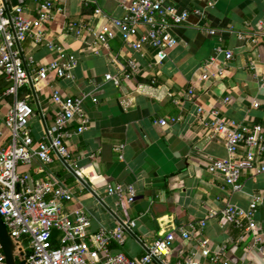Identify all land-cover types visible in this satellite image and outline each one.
<instances>
[{
	"label": "crops",
	"instance_id": "obj_1",
	"mask_svg": "<svg viewBox=\"0 0 264 264\" xmlns=\"http://www.w3.org/2000/svg\"><path fill=\"white\" fill-rule=\"evenodd\" d=\"M41 1L22 0L25 13L33 14ZM121 1L60 0V10L46 32L57 48L75 56L73 77L49 74L20 90L33 109L30 128L35 140L44 139L54 122V89L64 97H78L89 119L82 132H76L77 118L68 128L65 143L71 158L53 154L46 167L74 191L64 211L79 210L88 219V232L113 228L125 212L135 226L125 233L119 248L138 258L176 226L201 219L209 210L218 212L226 204L247 209L258 196L261 201L253 219L264 238V172L245 171L241 190L231 192L222 175L209 172L206 165L208 158H223L225 148L197 121L198 108L204 115L218 108L223 118L264 126V0H165L189 15L186 22L172 27L177 43L161 64L155 63L153 48L137 52L122 43L113 23L124 13ZM78 22L87 26L80 35L66 30L68 23ZM103 28L114 36L107 48L98 46L94 53V33ZM19 46L26 67L45 64L56 54L55 48L29 38ZM225 50L231 51V59L225 58ZM129 58L138 66L133 76H121L118 85L105 80V74H118ZM5 86L0 70V90ZM225 96L227 102L222 101ZM11 102L9 96L0 99V146L10 140L3 119ZM160 119L168 124L160 125ZM37 165L34 161L28 169L34 178L41 176ZM74 169L90 180L76 176ZM117 182L133 187L132 202L124 199L122 206L106 193L105 184ZM241 234L228 222L209 220L201 236L217 258L211 261L198 254L197 264H264V254L251 246L249 236L240 240ZM194 250L198 252L195 239L177 237L169 253L151 264H178ZM93 256L92 264H100L99 253Z\"/></svg>",
	"mask_w": 264,
	"mask_h": 264
},
{
	"label": "built area",
	"instance_id": "obj_2",
	"mask_svg": "<svg viewBox=\"0 0 264 264\" xmlns=\"http://www.w3.org/2000/svg\"><path fill=\"white\" fill-rule=\"evenodd\" d=\"M18 1L12 4V0H0V70L6 82L0 90V99L12 98L3 119L10 140L0 146V218L14 242L17 260L22 264H92L93 255L98 252L100 264H151L154 259L166 256L178 237L195 239L198 249L178 264H197L198 254L215 261L216 254L210 250L207 238L201 236L208 221L214 218L241 229L240 240L249 236L251 246L264 254V238L253 219L261 201L258 196L252 198L247 209L226 204L218 212L209 210L201 219L176 226L156 239L138 258L129 257L119 248L123 246L125 233L135 226V220L125 212L113 228L101 227L88 232V219L79 210L64 211V204L73 198L74 191L63 179L46 171V167L53 161V154L64 160L71 158L65 143L68 128L77 118L76 132H82L89 119L83 114L78 97H64L54 89L51 92V99L57 106L54 122L46 129L44 139L35 140L30 128L33 109L28 95H21L20 90L25 85L45 80L49 74L72 78L76 58L57 48L47 37L46 28L60 10V0L38 2L33 14H26L22 0ZM121 4L124 13L113 19V23L120 30L122 43L137 52L146 46L153 48L155 63L161 64L177 43L172 27L186 22L189 13L178 11L165 0H123ZM195 12L200 13V10ZM95 13H100V9L96 8ZM84 29L87 26L83 22L66 25V30L75 35H80ZM113 36L107 28L95 32L92 42L94 53H98V46L107 48L108 40ZM27 38L34 44L55 48V57L40 66L26 67L19 44ZM224 56L231 59V51L225 50ZM137 71V64L129 58L118 74H105L104 78L118 85L121 76L127 79ZM228 99L225 96L222 101L227 102ZM252 105L257 106V103ZM198 112L201 114L198 123L212 138L220 141L226 151L223 158L207 159L209 172L222 175L231 192L241 190L240 177L245 171L264 172L263 125L223 118L218 108H211L207 115L202 108H198ZM175 120L171 118L172 122ZM159 124L165 126L168 122L160 119ZM115 150L120 153L121 146ZM119 157H122L121 153ZM34 161L38 164L37 172L41 174L36 178L28 171ZM74 173L81 179L90 180L87 175L82 176L79 169H74ZM105 189L122 206L124 199L130 203L135 198L130 184L106 183ZM113 246L118 249L112 250ZM0 264H4L1 246Z\"/></svg>",
	"mask_w": 264,
	"mask_h": 264
},
{
	"label": "water",
	"instance_id": "obj_3",
	"mask_svg": "<svg viewBox=\"0 0 264 264\" xmlns=\"http://www.w3.org/2000/svg\"><path fill=\"white\" fill-rule=\"evenodd\" d=\"M0 246L4 253V264H17L14 242L0 218Z\"/></svg>",
	"mask_w": 264,
	"mask_h": 264
},
{
	"label": "trees",
	"instance_id": "obj_4",
	"mask_svg": "<svg viewBox=\"0 0 264 264\" xmlns=\"http://www.w3.org/2000/svg\"><path fill=\"white\" fill-rule=\"evenodd\" d=\"M17 264H22L19 260H17Z\"/></svg>",
	"mask_w": 264,
	"mask_h": 264
}]
</instances>
